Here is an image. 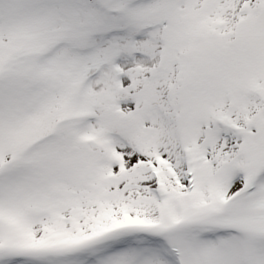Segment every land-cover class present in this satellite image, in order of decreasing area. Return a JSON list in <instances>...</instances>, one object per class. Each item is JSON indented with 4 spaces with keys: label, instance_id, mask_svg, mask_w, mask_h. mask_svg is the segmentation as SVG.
<instances>
[{
    "label": "snow or ice",
    "instance_id": "6c2138e0",
    "mask_svg": "<svg viewBox=\"0 0 264 264\" xmlns=\"http://www.w3.org/2000/svg\"><path fill=\"white\" fill-rule=\"evenodd\" d=\"M0 264H264V0H0Z\"/></svg>",
    "mask_w": 264,
    "mask_h": 264
}]
</instances>
